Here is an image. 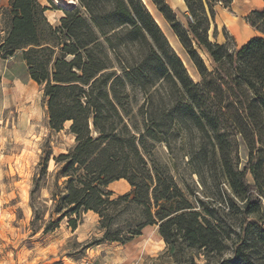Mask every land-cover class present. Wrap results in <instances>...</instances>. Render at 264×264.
<instances>
[{
  "label": "trees",
  "instance_id": "obj_1",
  "mask_svg": "<svg viewBox=\"0 0 264 264\" xmlns=\"http://www.w3.org/2000/svg\"><path fill=\"white\" fill-rule=\"evenodd\" d=\"M150 1L174 31L199 81L144 0H78L65 8L58 25L41 0H9L0 7L4 56L22 51L31 79L43 90L51 129L60 131L70 121L75 136L74 145L54 157L53 172L48 171L51 154L43 152L31 189L33 230L43 224L44 232L53 231L65 219L76 229L83 214L93 211L103 234L87 246L126 244L157 225L170 246L178 248L182 241L206 256L224 252L233 237L222 219L210 209H197L173 175H164L150 159V139L189 122L211 131L223 178L240 202L230 195L226 214L241 207L233 256L217 264H264V6L248 16L261 34L232 50L212 41L209 30L215 4L228 6L233 0H184L187 26L166 0ZM198 47L210 55L213 70ZM136 89L145 94L141 104L132 93ZM234 135L249 149L243 168ZM120 179L128 181L130 191L109 189ZM44 186L48 198L42 196Z\"/></svg>",
  "mask_w": 264,
  "mask_h": 264
},
{
  "label": "rangeland",
  "instance_id": "obj_2",
  "mask_svg": "<svg viewBox=\"0 0 264 264\" xmlns=\"http://www.w3.org/2000/svg\"><path fill=\"white\" fill-rule=\"evenodd\" d=\"M41 2L49 7L46 14L51 23L60 24L67 5L64 7L55 0ZM148 2L189 74L199 81L197 69L174 31L155 5L150 0ZM166 2L187 26L189 14L184 0ZM262 2L233 0L228 6L215 4L210 39L227 43L234 50L260 35L248 16L252 10L262 9ZM4 3L5 0H0V7H4ZM77 3L78 0H71L69 5ZM3 17L0 9V44L5 35ZM198 51L213 70L215 65L210 55L200 47ZM132 93L139 104L144 102L142 91L136 89ZM70 124V121L66 122L60 131L51 129L43 90L31 79L22 51L17 50L6 57L0 49V264H217L233 256V238L240 232L243 221L240 206L226 214L229 209L227 199L231 195L238 204L240 202L223 178L211 131L193 127L189 122L175 126L167 134L159 133L157 139H150V159L164 175H173L197 209L205 207L222 219V224L233 237L228 239V248L224 252L206 256L203 250L191 248L182 241H179L178 248L170 246L159 234L157 225L145 227L141 235L126 244L104 242L87 246L88 242L103 234L99 228V216L93 211L83 214L76 229H72L65 219L53 231L44 232L43 224L39 223L33 230L30 204L33 178L45 150L51 154L48 171L53 172L56 167L54 157L74 145L75 136L69 131ZM233 137L237 138L235 150L239 166L243 168L249 159V149L240 135ZM248 178L253 181L250 173ZM126 183L128 186L124 188L119 182H113L109 189L117 194L128 192L131 186ZM48 187L44 186L41 191L45 198L50 196ZM200 199L205 201L204 206L197 202Z\"/></svg>",
  "mask_w": 264,
  "mask_h": 264
},
{
  "label": "bare ground",
  "instance_id": "obj_3",
  "mask_svg": "<svg viewBox=\"0 0 264 264\" xmlns=\"http://www.w3.org/2000/svg\"><path fill=\"white\" fill-rule=\"evenodd\" d=\"M57 3L59 4H63V5H69L71 3V0H55ZM147 2V6L149 7V10L151 11V13L155 16V18L157 19V21L160 23L161 22L157 16L156 11L152 8V6L149 4L148 0H145ZM127 182V181H126Z\"/></svg>",
  "mask_w": 264,
  "mask_h": 264
},
{
  "label": "crops",
  "instance_id": "obj_4",
  "mask_svg": "<svg viewBox=\"0 0 264 264\" xmlns=\"http://www.w3.org/2000/svg\"><path fill=\"white\" fill-rule=\"evenodd\" d=\"M8 3H9V0H5V3H4L5 6H7ZM262 3H263V2H262ZM125 181H127V180H125V179H120V180H117V181H114V182H119V184L122 185V186L125 188V187L128 186L127 183H126ZM127 182H128V181H127ZM112 183H113V182H112ZM112 183H111V184H112ZM111 184H110V185H111ZM129 186H130V184H129Z\"/></svg>",
  "mask_w": 264,
  "mask_h": 264
},
{
  "label": "water",
  "instance_id": "obj_5",
  "mask_svg": "<svg viewBox=\"0 0 264 264\" xmlns=\"http://www.w3.org/2000/svg\"><path fill=\"white\" fill-rule=\"evenodd\" d=\"M64 7H66L65 5H63ZM68 6V5H67Z\"/></svg>",
  "mask_w": 264,
  "mask_h": 264
}]
</instances>
